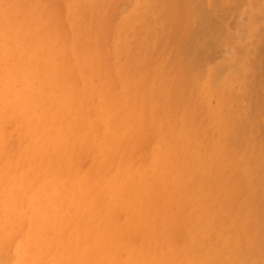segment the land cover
I'll return each instance as SVG.
<instances>
[{"label":"bare ground","instance_id":"bare-ground-1","mask_svg":"<svg viewBox=\"0 0 264 264\" xmlns=\"http://www.w3.org/2000/svg\"><path fill=\"white\" fill-rule=\"evenodd\" d=\"M111 1L0 0V264H264V101L206 67L225 7Z\"/></svg>","mask_w":264,"mask_h":264},{"label":"rangeland","instance_id":"rangeland-1","mask_svg":"<svg viewBox=\"0 0 264 264\" xmlns=\"http://www.w3.org/2000/svg\"><path fill=\"white\" fill-rule=\"evenodd\" d=\"M215 1L216 0H214V2ZM217 1H219L218 3L220 4L222 2L223 6L225 7V12L227 13H225L226 15H224L223 20H221L222 26H224L222 36L223 39H220L215 50L208 49L206 51L209 56L206 67L208 69L211 68L212 70H215L218 79H226V82L229 84L232 82V84L230 85L234 89H237L238 83L236 81L237 79L235 80L236 75L238 74L237 65L240 62L246 60L250 77L248 79L249 88H251L250 93L252 95L253 93H255L254 91L259 93V100L263 102L264 99L261 98V100L260 96L264 98V14L258 13V6L256 3H254V0ZM112 2L114 3V0L108 3L107 7L111 6L113 7V9L115 8V12L119 11L116 12L118 13L119 18L132 12H142V10L145 9L141 5H138L143 4L141 0H122V2L121 0H118L114 4H112L113 6L111 5ZM115 4L118 5H116L115 7ZM146 4H150V2H147ZM124 6H126V8L122 11L121 7ZM113 9H110L112 13ZM194 19L190 21L193 23V25H195ZM192 26H189L188 24L187 33L191 32L190 30H192V28H189ZM221 40H223V43L221 42ZM261 43H263L261 45L262 50L261 48H258L261 47L259 45ZM211 50L213 51V53H215V55L211 54ZM216 50L218 51V53L215 52ZM210 58L212 59L210 60ZM259 86L261 87V89ZM210 101L212 105L216 103L214 98H211Z\"/></svg>","mask_w":264,"mask_h":264}]
</instances>
